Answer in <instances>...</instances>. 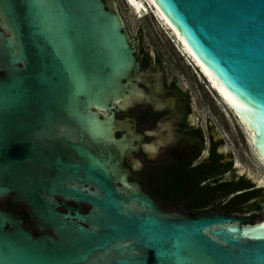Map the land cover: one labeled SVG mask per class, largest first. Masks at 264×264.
Masks as SVG:
<instances>
[{
    "label": "water",
    "instance_id": "obj_1",
    "mask_svg": "<svg viewBox=\"0 0 264 264\" xmlns=\"http://www.w3.org/2000/svg\"><path fill=\"white\" fill-rule=\"evenodd\" d=\"M107 1L0 0V264H264V220L164 211L128 180L113 110L139 62ZM149 2L264 163V0Z\"/></svg>",
    "mask_w": 264,
    "mask_h": 264
},
{
    "label": "flooded vegetation",
    "instance_id": "obj_2",
    "mask_svg": "<svg viewBox=\"0 0 264 264\" xmlns=\"http://www.w3.org/2000/svg\"><path fill=\"white\" fill-rule=\"evenodd\" d=\"M124 28L139 62L136 94L119 101L113 110L120 122L115 136L131 139L132 150L122 161L128 180L137 182L164 211L218 212L256 221L255 213L264 214L262 178L241 170L226 150L219 128L203 115L188 86L180 84L174 73L167 76L164 64L142 45V38L132 37L125 23ZM57 200L62 213L68 208L85 213L89 208L84 203ZM11 203L3 207L20 211L18 203ZM245 211L251 215L245 216ZM29 221L34 224L28 218L24 226L34 235L41 234Z\"/></svg>",
    "mask_w": 264,
    "mask_h": 264
},
{
    "label": "rangeland",
    "instance_id": "obj_3",
    "mask_svg": "<svg viewBox=\"0 0 264 264\" xmlns=\"http://www.w3.org/2000/svg\"><path fill=\"white\" fill-rule=\"evenodd\" d=\"M141 1L146 5L143 7L145 9L142 12H136L126 0H114L128 33L132 37L142 38L140 41L142 45L150 52L155 53L164 64L167 76L174 73L180 84L184 83L188 86L192 95L200 102L199 108L203 115H208L211 122L219 128L226 150L231 153L233 160L241 165V170H246L248 176L260 177L264 180V166L253 152L245 128L191 64L167 27L163 25V21L157 17L145 0ZM8 200L10 197L3 199L2 202ZM234 204L235 202L232 206ZM17 205L18 210L25 211L21 204ZM262 212L264 213V207H262ZM248 214L251 215V213L244 212L245 216ZM254 219L262 220L264 214L262 216L261 213H255ZM29 225L31 228H36L32 221H29Z\"/></svg>",
    "mask_w": 264,
    "mask_h": 264
},
{
    "label": "bare ground",
    "instance_id": "obj_4",
    "mask_svg": "<svg viewBox=\"0 0 264 264\" xmlns=\"http://www.w3.org/2000/svg\"><path fill=\"white\" fill-rule=\"evenodd\" d=\"M127 1V3L130 5V7H132V9L134 10V11H136V12H142L143 11V9H145V8H143L144 6H146L145 4H144V2L143 1H141V0H126ZM146 1V3L152 8V6L150 5L151 3L149 2V0H145ZM147 9V8H146ZM152 10H153V12L157 15V17H159V19H161V17H160V15L158 14V12L155 10V9H153L152 8ZM162 20V19H161ZM163 21V20H162ZM163 23V25H165V23L164 22H162ZM166 26V25H165ZM167 27V26H166ZM168 29V28H167ZM169 30V29H168ZM170 31V30H169ZM171 33V32H170ZM172 35V34H171ZM176 40V39H175ZM179 44V43H178ZM180 46V45H179ZM181 48V50L183 51V53L185 54V55H187V57L189 58V60H191V58L188 56V54L186 53V51L184 50V48H182V47H180ZM193 64V63H192ZM205 76H206V78H204L205 80H206V82L208 83V85L211 87V89H212V86H214L215 88H216V86L212 83V81L208 78V76L205 74ZM216 90H217V92H218V94L220 95L219 96V98H220V100H221V102L226 106V104H225V102H228L225 98H224V96L220 93V91L216 88ZM214 91V90H213ZM215 92V91H214ZM216 93V92H215ZM221 96L223 97V98H221ZM225 99V100H224ZM226 108L228 109V107L226 106ZM229 110V109H228ZM230 111V110H229ZM246 130V129H245ZM246 132H247V130H246ZM248 135V134H247ZM257 158H258V156H257ZM258 160H259V162L264 166V163L260 160V158H258ZM262 181H264L263 179H260V182H262Z\"/></svg>",
    "mask_w": 264,
    "mask_h": 264
},
{
    "label": "trees",
    "instance_id": "obj_5",
    "mask_svg": "<svg viewBox=\"0 0 264 264\" xmlns=\"http://www.w3.org/2000/svg\"><path fill=\"white\" fill-rule=\"evenodd\" d=\"M1 206H2L3 209H5L3 206L8 207V206H13V205H12L11 201L8 200L7 202H1ZM14 212L20 213L21 211H15V210H14ZM22 219H23V222H24V224H25V223L27 222V220H28V216H27L26 213H25V215L22 217Z\"/></svg>",
    "mask_w": 264,
    "mask_h": 264
}]
</instances>
